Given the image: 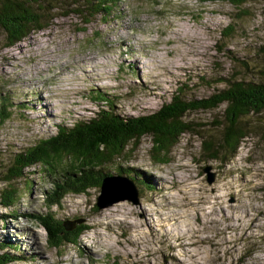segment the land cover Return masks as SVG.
I'll list each match as a JSON object with an SVG mask.
<instances>
[{
    "label": "rangeland",
    "instance_id": "374dc122",
    "mask_svg": "<svg viewBox=\"0 0 264 264\" xmlns=\"http://www.w3.org/2000/svg\"><path fill=\"white\" fill-rule=\"evenodd\" d=\"M243 1L114 0L107 21L87 26L55 10L48 29L13 47L0 31V115L10 114L0 124V191L16 153L57 125L93 117L98 94L130 117L156 112L177 88L202 99L224 88L220 78L264 84V0ZM227 27L232 34L222 38ZM224 109L186 113L195 129L172 147L169 163H155L143 137L105 169H128L137 204L95 209L99 188L52 207L60 222L88 223L76 246H48L35 217L49 211L53 180L40 166L27 169L13 208L0 205V256L21 258L9 264H264V111L241 119L246 137L235 157L207 161L200 138H220Z\"/></svg>",
    "mask_w": 264,
    "mask_h": 264
},
{
    "label": "trees",
    "instance_id": "16d2710c",
    "mask_svg": "<svg viewBox=\"0 0 264 264\" xmlns=\"http://www.w3.org/2000/svg\"><path fill=\"white\" fill-rule=\"evenodd\" d=\"M0 0V31L4 34L5 47H13L32 33L50 27L55 19V10L67 11L81 18L83 26L93 19L107 21L114 9V0ZM200 3L213 0H199ZM238 6L243 0H221ZM53 3L59 4L57 8ZM65 12V16H68ZM85 31L84 27L81 29ZM232 34V27L224 28L222 38ZM224 88L202 99H186L185 90L177 88L169 102L156 112L143 116H124L117 113L115 102L98 94L92 98L102 105L87 120L76 121L71 126H56V133L13 156L11 166L3 180L6 182L0 191V205L10 210L18 199L16 182L23 179L25 171L34 166L52 178L51 189L44 200L46 210L35 219L46 233L50 248L59 249L66 245L76 246L80 237L90 230L88 223L76 224L66 231L62 222L52 216L50 209L59 207L68 195H86L90 190L100 188L106 177L116 175L130 178L128 169L115 167V174L105 171L126 153L127 147H138L143 137L152 140L151 157L155 163L170 162V152L181 136L193 132L195 125L184 121V116L193 111L215 110L225 105L223 122L217 124L221 129L219 139L213 136L200 138L201 156L207 161H225L236 156L241 141L246 137L240 126L241 119L250 114L258 115L264 111V84L220 78ZM10 114L0 115L3 124ZM1 180V179H0ZM95 209L96 204H95ZM10 220L17 217L8 213ZM5 215L0 216L3 221ZM77 220V219H75ZM73 221V220H72ZM16 249V248H15ZM21 258H13L7 253L0 256V264H9Z\"/></svg>",
    "mask_w": 264,
    "mask_h": 264
},
{
    "label": "water",
    "instance_id": "95a60500",
    "mask_svg": "<svg viewBox=\"0 0 264 264\" xmlns=\"http://www.w3.org/2000/svg\"><path fill=\"white\" fill-rule=\"evenodd\" d=\"M203 172L207 175V182L211 184L214 180V176L209 172V168H204ZM129 201L132 203H138V192L133 182L124 177L111 176L103 179L100 186V194L96 200L97 209L111 207L112 205ZM83 220H66L62 221V226L66 231H71L75 228L76 224H81Z\"/></svg>",
    "mask_w": 264,
    "mask_h": 264
},
{
    "label": "clouds",
    "instance_id": "9594fccd",
    "mask_svg": "<svg viewBox=\"0 0 264 264\" xmlns=\"http://www.w3.org/2000/svg\"><path fill=\"white\" fill-rule=\"evenodd\" d=\"M187 2H188V3H192V2H193V0H187Z\"/></svg>",
    "mask_w": 264,
    "mask_h": 264
}]
</instances>
